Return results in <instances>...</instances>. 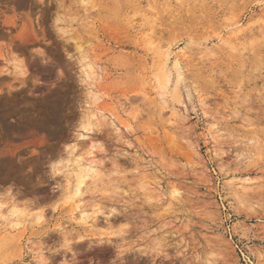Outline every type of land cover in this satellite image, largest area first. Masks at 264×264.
<instances>
[{
    "label": "rangeland",
    "instance_id": "rangeland-1",
    "mask_svg": "<svg viewBox=\"0 0 264 264\" xmlns=\"http://www.w3.org/2000/svg\"><path fill=\"white\" fill-rule=\"evenodd\" d=\"M0 264H264V0H0Z\"/></svg>",
    "mask_w": 264,
    "mask_h": 264
},
{
    "label": "bare ground",
    "instance_id": "bare-ground-1",
    "mask_svg": "<svg viewBox=\"0 0 264 264\" xmlns=\"http://www.w3.org/2000/svg\"><path fill=\"white\" fill-rule=\"evenodd\" d=\"M184 54L182 53V55L181 54H177V55H175V60H176V62L177 61H179V59L181 58V56H183ZM176 109V108H175ZM172 111V110H171ZM175 111V110H174ZM177 111V110H176ZM176 113V112H175ZM173 114L172 115V117H171V119H169V122H171V123H175V122H177L178 120H179V116L177 115V114ZM87 132V131H86ZM89 132V131H88ZM87 135V134H86ZM86 171V175H85V177L88 175V173L91 171V167L88 169V170H85ZM84 176V175H83ZM81 178H82V176H80ZM85 177H83V179L81 180V179H79V181H80V183L78 182V189H77V192H76V194H75V197H77V199H76V204H77V207H75L76 209H75V216L72 218L73 220H72V223H76L75 222V217H77L78 216V218H79V220L83 223V225L85 226V227H88V228H90V227H92L93 225H95V222L93 221V223H92V219L90 218L91 216H86L84 213L85 212H83L82 210V212H80L79 213V209H80V205H79V203L80 202H82L81 201V199H80V196H82V192H81V186H82V184L84 183V179H85ZM153 187V188H152ZM156 187H161V185L160 184H156ZM156 187H154V186H152L151 185V189H148V191L150 192V193H153V192H155V191H157L156 190ZM242 188V187H241ZM153 190V191H152ZM155 190V191H154ZM176 194L174 195V197L171 199V202H175V201H179V195L180 194H178L177 192H175ZM177 195V196H176ZM79 198V199H78ZM170 202V203H171ZM79 205V206H78ZM97 216V215H96ZM94 220V219H93ZM65 229L64 228H62V231H64Z\"/></svg>",
    "mask_w": 264,
    "mask_h": 264
}]
</instances>
